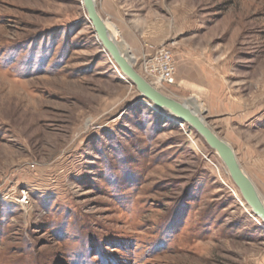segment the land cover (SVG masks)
I'll return each mask as SVG.
<instances>
[{
    "label": "rangeland",
    "instance_id": "obj_1",
    "mask_svg": "<svg viewBox=\"0 0 264 264\" xmlns=\"http://www.w3.org/2000/svg\"><path fill=\"white\" fill-rule=\"evenodd\" d=\"M97 5L264 198V0ZM162 47L175 84L144 69ZM243 203L205 139L120 72L83 0H0V264H264Z\"/></svg>",
    "mask_w": 264,
    "mask_h": 264
},
{
    "label": "water",
    "instance_id": "obj_2",
    "mask_svg": "<svg viewBox=\"0 0 264 264\" xmlns=\"http://www.w3.org/2000/svg\"><path fill=\"white\" fill-rule=\"evenodd\" d=\"M83 4L97 39L116 63L120 72L126 75L127 79L137 87L142 97L148 99L157 108L164 109L183 122L190 124L205 139L206 143L221 157L231 178L240 189L242 196L251 207L253 213L264 222V200L254 181L240 164L233 147L209 127L195 108L188 106L187 102H182L166 95L141 75L134 65L132 55L123 51L119 40L108 29L104 18L98 10L97 0H83Z\"/></svg>",
    "mask_w": 264,
    "mask_h": 264
},
{
    "label": "built area",
    "instance_id": "obj_3",
    "mask_svg": "<svg viewBox=\"0 0 264 264\" xmlns=\"http://www.w3.org/2000/svg\"><path fill=\"white\" fill-rule=\"evenodd\" d=\"M143 66L149 76L155 79V83L175 84L174 57L170 49L162 47L144 57Z\"/></svg>",
    "mask_w": 264,
    "mask_h": 264
},
{
    "label": "bare ground",
    "instance_id": "obj_4",
    "mask_svg": "<svg viewBox=\"0 0 264 264\" xmlns=\"http://www.w3.org/2000/svg\"><path fill=\"white\" fill-rule=\"evenodd\" d=\"M104 20H105V23H106V25L108 26V29L110 30V32L112 33V35L116 38V39H118L119 41H120V37H121V33H120V31L118 30V28H117V26L115 25V24H113V23H111V22H109V21H106V19L104 18ZM132 58H133V60L135 61V57H133L132 56ZM126 76V75H125ZM152 84V83H151ZM156 87V86H155ZM157 88V87H156ZM159 89V88H158ZM188 106H190L191 107V105L189 104ZM192 108V107H191ZM198 112V111H197ZM199 113V112H198ZM200 114V113H199ZM246 172V171H245ZM247 173V172H246ZM249 176V175H248ZM250 177V176H249ZM251 178V177H250ZM252 179V178H251ZM258 189V188H257ZM259 191V190H258ZM260 192V191H259ZM260 195H261V193H260ZM261 197H262V195H261ZM262 199L264 200V198L262 197ZM243 206H244V208H245V210H246V212H248L249 214H251V215H253L254 216V218H255V220H257L258 222L260 221L261 222V218L260 217H258V216H256L253 212H252V210H251V207L249 206V204L248 205H246V204H244L243 203ZM253 213V214H252Z\"/></svg>",
    "mask_w": 264,
    "mask_h": 264
},
{
    "label": "crops",
    "instance_id": "obj_5",
    "mask_svg": "<svg viewBox=\"0 0 264 264\" xmlns=\"http://www.w3.org/2000/svg\"><path fill=\"white\" fill-rule=\"evenodd\" d=\"M137 59H138V56L136 55V56H135V61H136ZM184 79H185V81H186V78H184Z\"/></svg>",
    "mask_w": 264,
    "mask_h": 264
}]
</instances>
